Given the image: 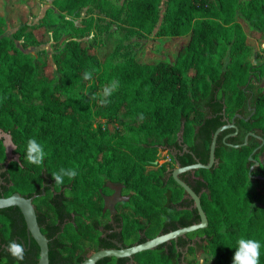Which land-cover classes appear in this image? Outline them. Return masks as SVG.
I'll return each instance as SVG.
<instances>
[{"label": "trees", "instance_id": "1", "mask_svg": "<svg viewBox=\"0 0 264 264\" xmlns=\"http://www.w3.org/2000/svg\"><path fill=\"white\" fill-rule=\"evenodd\" d=\"M52 1L57 14L49 8L11 33L9 18L0 13V128L11 133L19 156L5 164L0 137V195H34L38 223H47L41 228L49 263H78L90 242L97 243L96 220L103 214L99 188L105 189L107 179L125 184L132 208L127 222L139 223L148 235L171 229L173 217L181 225L196 222L195 209L176 208L185 190L167 170L171 162L157 165V152L173 150L172 161L180 165L207 162L213 131L234 116L237 133L224 138L234 131L230 127L217 135V162L180 175L199 194L207 216L204 227L188 232L198 240L188 249L206 250L205 264H232L236 241L256 239L264 264V58L252 59L248 42L252 35L264 41V0H164L161 14L163 0H129L124 18L129 31L155 28L156 36L188 35V40L173 60L141 61L133 55L116 63L101 61L92 44L72 37L51 54L23 50L17 39L40 44L63 28L65 14L109 3ZM93 68L92 80H84ZM114 79L119 89L109 105L90 99L99 92L89 88ZM248 131L262 139L249 134L245 144L234 146ZM32 137L49 152L39 167L25 159ZM180 138L186 156L177 153ZM250 153L258 161L251 170ZM60 167H76L77 177L55 185L52 173ZM14 207L0 208V232L10 230ZM0 264H10L7 251ZM139 264H179V257L154 247L139 251Z\"/></svg>", "mask_w": 264, "mask_h": 264}, {"label": "rangeland", "instance_id": "2", "mask_svg": "<svg viewBox=\"0 0 264 264\" xmlns=\"http://www.w3.org/2000/svg\"><path fill=\"white\" fill-rule=\"evenodd\" d=\"M108 1L107 6L103 8L89 3L80 7L75 13L65 14L67 20L62 21L63 28L55 34L49 33L46 40L40 44L30 43L23 38L17 39V44L36 56L44 53L51 54L72 37L85 45L92 44L91 47L97 52L101 61L116 63L133 55L141 61L173 60L177 49L188 40V35L156 36L155 28L151 31H129L124 21L129 0ZM49 8L55 14L58 13L52 0H0V13L7 16L12 25L9 33L21 21L29 23L38 21ZM163 8L164 0L160 4V14ZM248 42L253 49L251 58L263 59L264 41L259 36L252 35ZM106 84L108 83L104 82L89 89L100 92ZM157 154V158L167 157L162 149L158 150ZM249 187L253 189L256 186L251 182ZM207 254L205 250L196 254L190 253L187 257L190 264H205L204 258Z\"/></svg>", "mask_w": 264, "mask_h": 264}, {"label": "flooded vegetation", "instance_id": "3", "mask_svg": "<svg viewBox=\"0 0 264 264\" xmlns=\"http://www.w3.org/2000/svg\"><path fill=\"white\" fill-rule=\"evenodd\" d=\"M231 118L228 120L230 121ZM230 127H233L235 131L237 126L236 127L230 126ZM230 127H227V128H230ZM234 131H229L228 133H226L228 134L227 136L235 135L237 133V130L234 134H229ZM249 132H252V131H248V133L246 134L248 135L253 134L262 139L260 135L255 134L254 132L252 133H249ZM226 134L224 135V137H226ZM179 144L182 145L180 146L182 147V149L180 148L181 149L180 151H178L177 149L178 155L186 156V154L184 155V153L189 152V150L186 148L185 143L182 142V138L179 139ZM162 150L165 152V154H167V157L166 158H156L155 162L157 163L160 161L159 163H157V165L163 162H171V165H168L167 170L172 174L173 168L177 166V162L172 161V157L173 156L176 157V154L173 150H170V149H162ZM13 153L14 154L12 155L11 160H17L19 157L18 153L15 152L14 149H13ZM185 171L179 172L178 176L180 177L181 174L185 175L184 173ZM99 191L100 193L102 192L104 194H107L111 200H114V203L113 204L107 203L105 205L104 198L101 193L103 214L101 216H98L99 220H96V226L98 228L99 238H98L97 243L90 242L91 249L83 256V259L86 256L90 255L93 251L100 249V248H114V249H118L121 247L127 248L129 246L139 244L140 242L148 238H151L157 234H162L170 230H174L179 227L185 226V225H181L182 223L178 220L177 217H173L171 229L164 230V231L159 230L157 233L153 235H148L145 233L143 229H139V223H136V222L134 223V221L132 222L130 221V223L127 222L129 218H132V215L130 214V211L132 210V208H131V203L129 201L130 194L128 193L127 188L123 182L107 179L105 181V189L102 190V188L100 187ZM183 197H184V199L182 200L183 203L180 205H177L176 208L178 210L183 209V208H188V209L193 208L198 213L197 208L194 206V200L186 191L185 193H183ZM13 206H16V205H13ZM112 206L114 207V210L111 209ZM16 207H14L13 213L10 215V230L8 231L7 234L5 232H0V254L2 252H6V245L8 244L9 241L16 240L23 244L25 248V258L23 261H17V260H14L13 257L7 252L9 255L10 264H38L39 249H38V252L36 253L35 247L32 241L35 242L37 246L38 244L28 232L25 219L20 209ZM177 214H179V216L183 215V213H180L179 211L177 212ZM199 219L196 222H198ZM65 222L66 220H63L61 225L62 226L65 225ZM39 226L42 231L41 226L45 227L47 226V223L44 222L42 225H39ZM188 232L189 231L183 234H179L176 237L169 238L155 245L154 247H161L163 249H166V251L171 255H174V256L178 255L179 264H188L189 259L187 256L191 253L188 248L190 245H193L194 247L197 246V241H198L195 239V237L192 239V237L188 234ZM94 264H139V250L132 252L129 255L103 256L97 259Z\"/></svg>", "mask_w": 264, "mask_h": 264}, {"label": "water", "instance_id": "4", "mask_svg": "<svg viewBox=\"0 0 264 264\" xmlns=\"http://www.w3.org/2000/svg\"><path fill=\"white\" fill-rule=\"evenodd\" d=\"M236 115L240 116L239 113H236ZM226 122L219 125L212 133V138H211V143L209 147V156H208V161L207 162H201L196 160L193 163H189L186 165H180L177 162V166H175L172 170V175L175 178V180L185 189V191L192 197L194 200V206L198 210L199 214V221L194 222L182 227H179L174 230H170L168 232L162 233V234H157L151 238H148L139 244H135L132 246H129L127 248H100L95 251H93L90 255L86 256L83 260H81L77 264H94L95 261L103 256H109V255H129L132 252L135 251H140V250H145L154 247L155 245L169 239L176 237L179 234H183L187 231L195 230L197 228L204 227L207 223V216L205 211L203 210L201 203H200V198L199 194L196 193L190 186L187 184L183 179H181L178 176L179 172L189 170V169H194V168H199V167H210L214 162H217V159L215 158V143H216V138L217 135L220 131L223 129L234 126L236 127L234 123V116L231 118L229 121L228 118H225ZM237 130V127H236ZM236 130L232 133L229 134H234ZM252 133V132H249ZM228 134H226L227 136ZM0 137L2 138L4 147H5V164H7L11 159L13 153V149L15 148V144L12 140L11 133L8 131L3 130L0 128ZM225 138V137H224ZM248 134H245L244 140L241 143L233 144L234 146H239L242 144H245L247 142ZM17 156V154H16ZM249 159H254L252 157V154L250 153L248 156ZM258 164V161L254 159L253 163L251 164L249 170L253 168L254 165ZM5 169V166L2 168ZM259 176V175H256ZM102 193V192H101ZM102 196L104 198L105 205L107 203H114V200H111L107 194L102 193ZM33 197L32 196H25L20 194L18 191H13L12 193L8 195H0V208L1 207H6L10 205H16L26 222V227L30 235L34 238V240L37 242L39 246V256H38V264H49V248H48V238L47 236L41 231L39 223L37 221V216H36V211L35 207L33 204ZM104 205V207H105ZM112 210H114V207H111Z\"/></svg>", "mask_w": 264, "mask_h": 264}, {"label": "clouds", "instance_id": "5", "mask_svg": "<svg viewBox=\"0 0 264 264\" xmlns=\"http://www.w3.org/2000/svg\"><path fill=\"white\" fill-rule=\"evenodd\" d=\"M95 68L86 70L83 74L84 80H92ZM119 89V81L112 80L104 85L99 93H92L90 99L98 101L101 106L109 105L111 97ZM49 152L45 150V145L35 137L29 138L25 145V159L28 164L42 166ZM78 175L76 167H60L58 171L52 173V178L55 185H63L65 179L71 181ZM262 244L256 239L239 238L236 241L235 252L232 259V264H260ZM6 251L13 257L14 260L23 261L25 258V248L23 244L16 240H11L6 245Z\"/></svg>", "mask_w": 264, "mask_h": 264}]
</instances>
